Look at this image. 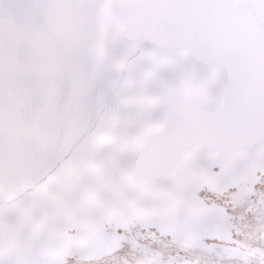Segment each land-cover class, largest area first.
Listing matches in <instances>:
<instances>
[{"label":"snow or ice","instance_id":"6c2138e0","mask_svg":"<svg viewBox=\"0 0 264 264\" xmlns=\"http://www.w3.org/2000/svg\"><path fill=\"white\" fill-rule=\"evenodd\" d=\"M0 264H264V0H0Z\"/></svg>","mask_w":264,"mask_h":264}]
</instances>
